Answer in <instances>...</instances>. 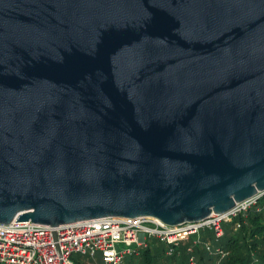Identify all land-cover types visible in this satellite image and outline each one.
Segmentation results:
<instances>
[{
    "label": "water",
    "instance_id": "1",
    "mask_svg": "<svg viewBox=\"0 0 264 264\" xmlns=\"http://www.w3.org/2000/svg\"><path fill=\"white\" fill-rule=\"evenodd\" d=\"M263 194L264 0H0V224Z\"/></svg>",
    "mask_w": 264,
    "mask_h": 264
},
{
    "label": "built area",
    "instance_id": "2",
    "mask_svg": "<svg viewBox=\"0 0 264 264\" xmlns=\"http://www.w3.org/2000/svg\"><path fill=\"white\" fill-rule=\"evenodd\" d=\"M263 197L264 194L239 204L228 214L177 227L153 218H105L57 227L15 220L9 225L0 224V264H73L75 254L92 258L99 254L100 264H123L127 257L138 256L147 249L153 240L166 244L167 254L172 255L183 237L211 230L217 239L222 238L223 223L246 214ZM207 249L212 253L208 244ZM215 253L225 256L219 249Z\"/></svg>",
    "mask_w": 264,
    "mask_h": 264
},
{
    "label": "trees",
    "instance_id": "3",
    "mask_svg": "<svg viewBox=\"0 0 264 264\" xmlns=\"http://www.w3.org/2000/svg\"><path fill=\"white\" fill-rule=\"evenodd\" d=\"M222 228V238L201 239L209 233L206 231L204 235L192 236L187 243L181 242L172 255L167 254L166 248L154 252L150 244L126 264H264V197L246 214L223 223ZM218 249L225 253L223 258L215 253Z\"/></svg>",
    "mask_w": 264,
    "mask_h": 264
},
{
    "label": "rangeland",
    "instance_id": "4",
    "mask_svg": "<svg viewBox=\"0 0 264 264\" xmlns=\"http://www.w3.org/2000/svg\"><path fill=\"white\" fill-rule=\"evenodd\" d=\"M206 231H208L209 233L207 234V236H201V239H210V238H214L215 235L214 233L210 232V230H205L202 231L201 234L204 235V233H206ZM209 234H211V236H208ZM191 241V237H183L182 238V242H189ZM150 244H152L154 246L153 251L154 252H160L163 249H168L166 244H163L159 241L153 240ZM131 260V257H127L124 261L123 264L128 263ZM72 262L73 264H100L101 263V256L99 254H97L94 258H92L89 255H84V254H75L72 257Z\"/></svg>",
    "mask_w": 264,
    "mask_h": 264
}]
</instances>
